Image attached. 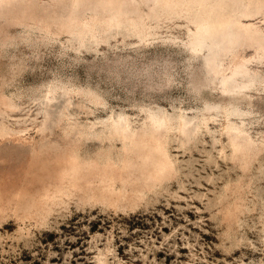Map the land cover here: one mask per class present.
<instances>
[{
  "label": "rangeland",
  "instance_id": "374dc122",
  "mask_svg": "<svg viewBox=\"0 0 264 264\" xmlns=\"http://www.w3.org/2000/svg\"><path fill=\"white\" fill-rule=\"evenodd\" d=\"M0 264H264V0H0Z\"/></svg>",
  "mask_w": 264,
  "mask_h": 264
},
{
  "label": "bare ground",
  "instance_id": "6f19581e",
  "mask_svg": "<svg viewBox=\"0 0 264 264\" xmlns=\"http://www.w3.org/2000/svg\"><path fill=\"white\" fill-rule=\"evenodd\" d=\"M155 118H156V117H155ZM182 118H183V117H182ZM182 118H181V120H180L181 125H182V126H183V125H187L188 122L185 121V120H183ZM159 119H160V118H157L156 121H158ZM183 121H184V122H183ZM157 123H158V122H157Z\"/></svg>",
  "mask_w": 264,
  "mask_h": 264
}]
</instances>
